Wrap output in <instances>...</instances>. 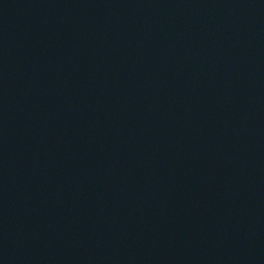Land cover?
<instances>
[{
    "label": "water",
    "instance_id": "obj_1",
    "mask_svg": "<svg viewBox=\"0 0 264 264\" xmlns=\"http://www.w3.org/2000/svg\"><path fill=\"white\" fill-rule=\"evenodd\" d=\"M0 264H264V0H0Z\"/></svg>",
    "mask_w": 264,
    "mask_h": 264
}]
</instances>
